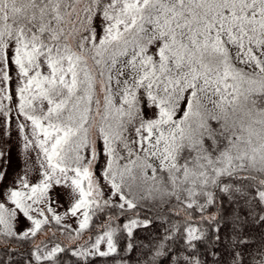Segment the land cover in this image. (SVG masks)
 Here are the masks:
<instances>
[{"label": "snow or ice", "instance_id": "6c2138e0", "mask_svg": "<svg viewBox=\"0 0 264 264\" xmlns=\"http://www.w3.org/2000/svg\"><path fill=\"white\" fill-rule=\"evenodd\" d=\"M0 160V264H264V0H0Z\"/></svg>", "mask_w": 264, "mask_h": 264}, {"label": "trees", "instance_id": "16d2710c", "mask_svg": "<svg viewBox=\"0 0 264 264\" xmlns=\"http://www.w3.org/2000/svg\"><path fill=\"white\" fill-rule=\"evenodd\" d=\"M222 200H223L225 208H227L228 207L227 198L224 197L223 194H222ZM150 207H151V205H150ZM165 207H167V206H165ZM162 210L163 209H161L159 206L153 207L152 213L150 215H152L154 217L155 213L157 211H162ZM215 211H216L215 206L210 205L208 208V211L205 213V215H209L211 213H214ZM183 215L184 214L181 213L180 217L173 216L172 220L173 221L180 220L183 218ZM196 219H198V215L194 214V216H193L194 226H197L195 224ZM94 221L96 222L97 225L100 222V221L96 220V218H94ZM124 222H126V221H124L123 219H121V221H119V223H124ZM161 225H163L164 227H167V223L165 222V220L154 219V226L153 227H150L148 230H140L138 232V238H139L140 242L142 244H144L145 246H147L149 239H153L158 232L163 231V227H161ZM53 226H54L56 235L54 237H52V240H51L52 242L60 243L62 247L69 248V249L77 244V241L75 243H72V244H65L60 238L63 235H68V233L67 232L61 233V232L57 231L58 226H55V225H53ZM70 229H73V228L70 227ZM97 231H98V228H96V227L87 229L83 232V234L79 238L89 236V237H92V239H93V237L95 236ZM73 235H74V233H73ZM89 237H88V241H89ZM28 251H29V249L27 247H25L22 250V252H18L16 254L14 259H21L22 256H26L28 254ZM141 251L142 252L146 251V247L144 249H142ZM139 255H140V253H132V252L124 253L125 257H128V256L132 257V259L127 262V264H137V257ZM0 256H3L2 252H0ZM58 256L62 257L63 260L66 262V264H72V261H74L76 259H80V264H115V262L109 257H90L87 260H84L81 258L72 257L70 252L61 253V254H58Z\"/></svg>", "mask_w": 264, "mask_h": 264}, {"label": "rangeland", "instance_id": "374dc122", "mask_svg": "<svg viewBox=\"0 0 264 264\" xmlns=\"http://www.w3.org/2000/svg\"><path fill=\"white\" fill-rule=\"evenodd\" d=\"M96 26H97V32H99L100 31V21L99 20L96 21ZM10 143H11L10 154L5 157V159L8 160V164H7V169H6V176H5V179L3 181L4 185L12 184V182L15 180L17 175H23L24 174L22 171V169L24 168V155H23V152L21 150V146L16 142L15 133H13V139ZM3 170H4V160H0V171H3ZM33 175H34L33 173L29 174L30 180L33 178ZM52 195L59 202L58 206H56V211L59 214L63 215V213L69 207V197H68L67 193L63 189L57 188L56 191H54L52 193ZM77 220H78V217H72V216L68 215V216L64 217V219L62 220L61 223H62V225L67 224L71 228L75 229L78 227ZM24 222L30 223V222H27L26 220ZM53 225H55V221L51 222L52 228H51V232L48 233L49 236H52V232H55ZM88 237L89 236L81 237L78 239H70L68 235H63V236H61L60 239L65 244H72V243H75L77 241L78 245H85V243L88 242V244L90 246L91 241L90 240L88 241ZM41 238H44V237H41ZM94 238H95V236L93 237V239ZM37 243H39V240L37 241ZM54 243H57V242L51 241L49 243L48 247L51 248ZM103 247L104 246H102V248Z\"/></svg>", "mask_w": 264, "mask_h": 264}]
</instances>
